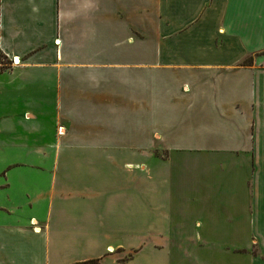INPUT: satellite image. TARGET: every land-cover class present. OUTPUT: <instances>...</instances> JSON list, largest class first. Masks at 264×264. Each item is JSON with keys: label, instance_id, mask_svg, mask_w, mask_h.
<instances>
[{"label": "crops", "instance_id": "crops-1", "mask_svg": "<svg viewBox=\"0 0 264 264\" xmlns=\"http://www.w3.org/2000/svg\"><path fill=\"white\" fill-rule=\"evenodd\" d=\"M90 259L264 264V0H0V264Z\"/></svg>", "mask_w": 264, "mask_h": 264}, {"label": "trees", "instance_id": "trees-1", "mask_svg": "<svg viewBox=\"0 0 264 264\" xmlns=\"http://www.w3.org/2000/svg\"><path fill=\"white\" fill-rule=\"evenodd\" d=\"M72 264H100L98 259H90V260H85V261H80V262H74Z\"/></svg>", "mask_w": 264, "mask_h": 264}, {"label": "rangeland", "instance_id": "rangeland-1", "mask_svg": "<svg viewBox=\"0 0 264 264\" xmlns=\"http://www.w3.org/2000/svg\"><path fill=\"white\" fill-rule=\"evenodd\" d=\"M58 133L61 134V130L60 129H58Z\"/></svg>", "mask_w": 264, "mask_h": 264}, {"label": "built area", "instance_id": "built-area-1", "mask_svg": "<svg viewBox=\"0 0 264 264\" xmlns=\"http://www.w3.org/2000/svg\"><path fill=\"white\" fill-rule=\"evenodd\" d=\"M12 63H16L15 59H13Z\"/></svg>", "mask_w": 264, "mask_h": 264}]
</instances>
